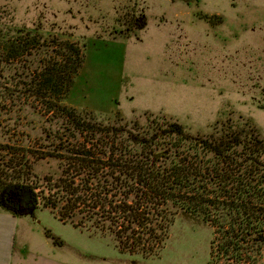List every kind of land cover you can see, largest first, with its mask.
<instances>
[{
    "label": "rangeland",
    "instance_id": "obj_1",
    "mask_svg": "<svg viewBox=\"0 0 264 264\" xmlns=\"http://www.w3.org/2000/svg\"><path fill=\"white\" fill-rule=\"evenodd\" d=\"M202 13L225 16L214 15L221 22L211 27ZM28 34L35 43L7 61L5 46ZM63 40L81 47L84 62L55 104L104 123L146 127L148 117H170L201 135L222 121L264 139V0H0V164L10 180L22 168L38 194L36 209L20 218L13 264H264L258 242L239 261L217 243L211 255L219 223L198 214L179 213L160 254L146 257L45 206L46 176L60 174L61 160L38 156L74 133L50 110L49 95L29 89Z\"/></svg>",
    "mask_w": 264,
    "mask_h": 264
},
{
    "label": "trees",
    "instance_id": "obj_2",
    "mask_svg": "<svg viewBox=\"0 0 264 264\" xmlns=\"http://www.w3.org/2000/svg\"><path fill=\"white\" fill-rule=\"evenodd\" d=\"M141 18L139 27L144 28L146 17ZM30 34L5 46L7 61L35 43ZM83 62L80 46L57 41L29 89L37 98L51 97L50 110L65 120L75 138L61 137L59 147L38 156L61 160L60 174L46 176L45 206L57 209L64 222L112 234L120 251L146 257L160 254L181 212L219 223L220 236L212 240L211 255L215 243L236 261L257 242L262 247L264 139L260 134L222 121L209 134H195L179 120L164 116L148 117L146 127L123 118L104 123L91 113L55 104L52 97L71 89ZM22 170L16 168L21 175L10 180L0 164V205L16 215L33 213L38 206L37 186L22 176Z\"/></svg>",
    "mask_w": 264,
    "mask_h": 264
},
{
    "label": "crops",
    "instance_id": "obj_3",
    "mask_svg": "<svg viewBox=\"0 0 264 264\" xmlns=\"http://www.w3.org/2000/svg\"><path fill=\"white\" fill-rule=\"evenodd\" d=\"M214 15H218L219 19L225 16L222 17L220 13H202L199 18L208 21L211 27L212 25L217 26L221 21L218 23L213 22ZM235 35L238 34L235 33ZM21 216L13 214L0 205V264L14 263Z\"/></svg>",
    "mask_w": 264,
    "mask_h": 264
}]
</instances>
